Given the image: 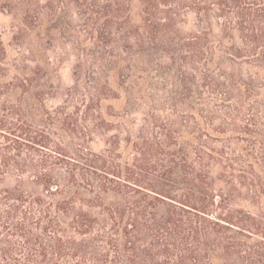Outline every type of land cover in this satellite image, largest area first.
Returning a JSON list of instances; mask_svg holds the SVG:
<instances>
[{
  "label": "trees",
  "instance_id": "trees-1",
  "mask_svg": "<svg viewBox=\"0 0 264 264\" xmlns=\"http://www.w3.org/2000/svg\"><path fill=\"white\" fill-rule=\"evenodd\" d=\"M72 8L104 57H168L174 88L143 112L153 105L137 90L143 78L133 87L122 66L90 91L80 67L76 87L49 108L51 93L31 92L34 77H11L17 65L0 41V264H264L255 172L264 0H0V11L24 14L26 27ZM188 14L205 30L183 36ZM119 29L128 40L122 55L112 35ZM200 63L231 71L217 78ZM112 79L130 99L120 114L104 111L121 99ZM133 113L143 116L139 129Z\"/></svg>",
  "mask_w": 264,
  "mask_h": 264
},
{
  "label": "rangeland",
  "instance_id": "rangeland-1",
  "mask_svg": "<svg viewBox=\"0 0 264 264\" xmlns=\"http://www.w3.org/2000/svg\"><path fill=\"white\" fill-rule=\"evenodd\" d=\"M58 13L56 21L46 17L42 23L26 27L23 23L24 14L12 15L0 11V41L7 51L8 63L17 65L14 72L10 74L11 77H14L16 71L21 75L34 77L37 84L31 87V92L51 93L46 98V105L49 108H54L61 105L68 91L76 87V74L80 67H83L85 71L83 87L91 91L96 86V78L115 77L123 66L125 68L123 73L126 75L128 73L132 77L133 87H135V83H140L139 78L145 80L140 85L141 88L138 87L137 90H143L145 94L149 95L151 98L149 103H153V105L148 106L146 111L143 112L153 113L159 108L156 106L161 104L162 97L166 92V90L163 92L162 89L166 87L168 90H172L174 88L170 84L172 80L170 77L178 72L176 69L169 74L165 70L167 69V63H169L168 57H104L105 51L97 46L98 41L94 42L93 38L91 39V36L88 35L86 28L82 25L84 18L74 8L70 11ZM136 22L139 23V21ZM205 27L206 25H199L194 14H188L185 22L180 24L179 30L183 36L189 37L200 34L201 31L205 30ZM125 31L126 29H119L112 34L115 41L114 47L118 55H122L121 50L127 46L128 40L123 37ZM215 33H217L216 30ZM148 59H152V61L144 63ZM128 61H132L131 63L134 66L132 69H128L125 64ZM118 62H120V66H115ZM203 65V63L198 65L201 72L210 69L212 70L211 73H214L217 78L224 71H231V68L227 65L220 66L216 64L211 68ZM245 70L247 71V67ZM186 71L189 74L195 72L191 68H187ZM177 75L174 81L179 86L180 79H177ZM200 84L199 79L198 85ZM110 87L119 93L121 99L106 101L104 111L106 112L107 107L110 106L113 108L114 114H120L131 109L128 94L123 91L117 79L110 80ZM202 91L206 92V99L211 103L212 99L208 90L202 89ZM262 93L264 94V89ZM256 114L260 123L259 130H261L262 139H264V111L256 110ZM110 119L118 120L119 118L110 117ZM130 119L136 121V129L141 127L143 123L142 114L133 113ZM244 124V119H242L241 126ZM228 136L232 135L229 133ZM91 147L94 151L99 152L104 146L101 140H96ZM238 148L236 144L232 145L233 153L241 157ZM255 157L258 163L255 172L261 178V189H264V140L260 147L255 148ZM246 160L247 158L242 160L238 169H244L241 165H244ZM217 173L218 169H215L214 174L217 175ZM13 184L14 182H11L10 186Z\"/></svg>",
  "mask_w": 264,
  "mask_h": 264
}]
</instances>
